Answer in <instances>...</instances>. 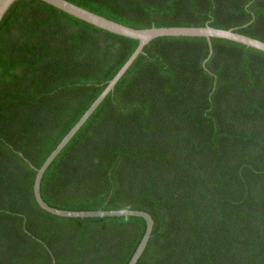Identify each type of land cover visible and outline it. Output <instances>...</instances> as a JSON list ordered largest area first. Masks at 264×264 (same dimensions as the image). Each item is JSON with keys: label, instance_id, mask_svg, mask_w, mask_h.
<instances>
[{"label": "trees", "instance_id": "1", "mask_svg": "<svg viewBox=\"0 0 264 264\" xmlns=\"http://www.w3.org/2000/svg\"><path fill=\"white\" fill-rule=\"evenodd\" d=\"M135 28H233L264 41V0H70ZM139 40L43 0L0 21V264H128L140 216L65 217L39 168ZM43 199L138 209L137 264H264V51L205 36L147 44L46 170Z\"/></svg>", "mask_w": 264, "mask_h": 264}, {"label": "water", "instance_id": "2", "mask_svg": "<svg viewBox=\"0 0 264 264\" xmlns=\"http://www.w3.org/2000/svg\"><path fill=\"white\" fill-rule=\"evenodd\" d=\"M15 0H0V21L9 9L11 4ZM71 15H74L84 21H87L100 28L109 30L111 32L131 37L139 40V45L136 50L131 54L123 66L118 70L115 76L108 82L105 89L94 100L90 107L85 111L82 117L76 122V124L70 129L65 137L58 143L55 149L46 158L43 164L37 168V173L34 182V194L39 205L46 211L65 217H104V216H125L134 215L143 217L146 220L147 226L145 233L129 260L128 264H137L142 254L144 253L149 239L151 237L154 218L153 216L144 210L138 209H95V210H70L61 209L49 205L42 197L41 194V182L42 178L62 151V149L69 143L74 135L81 129L86 121L91 117L95 110L100 106L104 99L110 94L116 87L117 83L124 76L127 70L131 67L137 57L143 52L144 47L149 44L153 39L160 36H205L211 40L212 37L225 38L233 41L243 43L247 46L254 47L256 49L264 51V41L258 38H254L247 34L236 31L233 28L225 29L206 26H163V27H150V28H135L126 24L120 23L116 20L108 18L102 14L96 13L83 6H80L70 0H43Z\"/></svg>", "mask_w": 264, "mask_h": 264}]
</instances>
